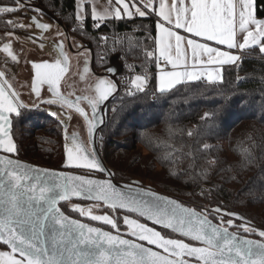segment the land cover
I'll list each match as a JSON object with an SVG mask.
<instances>
[{
	"label": "trees",
	"instance_id": "16d2710c",
	"mask_svg": "<svg viewBox=\"0 0 264 264\" xmlns=\"http://www.w3.org/2000/svg\"><path fill=\"white\" fill-rule=\"evenodd\" d=\"M255 2L257 17L264 18V0ZM36 3L57 18L77 43L91 48L96 72L102 73L116 59L119 61V90L107 104L105 123L98 132L101 155L114 178L137 182L191 203L200 211L207 207L210 211L206 214L214 222L242 236L264 239L259 234L264 231V79H260L264 76V55L255 49L254 55L252 49L244 51L239 64L224 67L218 83L186 82L159 92L152 75L148 91L131 94L127 91L124 64L151 74L156 69V14L96 23L87 11L86 19L79 23L75 19V0ZM9 6H17L16 1L7 0ZM10 19L12 14L8 12L4 31L22 34L21 27H11ZM118 33L126 36L120 45L102 44L101 35ZM250 75L256 78H247ZM115 91L113 84L111 93ZM152 94L154 102H150ZM50 109L58 108L43 105L36 110L24 109L13 119L15 156L46 167L67 169L63 122ZM91 204L73 201L60 207L68 216L103 228L104 224L81 214L80 207ZM96 205L97 212L114 220L119 229L128 230V219H133L164 239L201 246L135 215ZM228 215L239 216L250 227L241 230L243 222ZM0 249L7 248L0 245Z\"/></svg>",
	"mask_w": 264,
	"mask_h": 264
},
{
	"label": "water",
	"instance_id": "95a60500",
	"mask_svg": "<svg viewBox=\"0 0 264 264\" xmlns=\"http://www.w3.org/2000/svg\"><path fill=\"white\" fill-rule=\"evenodd\" d=\"M34 7L54 19L65 34L68 49L73 52L67 29L50 13ZM38 22V21H37ZM39 24V22H38ZM60 45L56 63L64 62ZM91 54V48L82 47ZM110 77L116 91L104 102L102 114L116 95L119 85L115 79L118 63L111 66ZM109 86V92L111 86ZM56 101L75 112L93 126L84 111L56 94L29 107L0 70V245L10 252H0V264H264V239L242 236L228 226L214 222L206 211H200L184 201L160 193L137 182H122L114 178L101 156L96 142L99 128L94 130L91 147L100 176L56 169L16 158V144L12 135L13 118L21 109H37L42 104ZM105 122V118H104ZM104 124V123H103ZM73 201L100 204L113 212L122 211L146 222L188 238L201 246L164 239L159 234L128 219L129 232H114L96 227L66 215L60 205ZM94 223L115 226L108 216L86 214ZM243 225L250 224L239 216ZM259 234L264 238V231ZM145 237L149 244L137 238ZM16 257V259H15Z\"/></svg>",
	"mask_w": 264,
	"mask_h": 264
},
{
	"label": "crops",
	"instance_id": "0c3cea01",
	"mask_svg": "<svg viewBox=\"0 0 264 264\" xmlns=\"http://www.w3.org/2000/svg\"><path fill=\"white\" fill-rule=\"evenodd\" d=\"M87 11L96 23L156 14L154 53L166 63L156 76L159 92L186 82H221L224 67L239 64L244 51L264 55V18L257 17L255 0H75L77 22Z\"/></svg>",
	"mask_w": 264,
	"mask_h": 264
},
{
	"label": "flooded vegetation",
	"instance_id": "af4514ba",
	"mask_svg": "<svg viewBox=\"0 0 264 264\" xmlns=\"http://www.w3.org/2000/svg\"><path fill=\"white\" fill-rule=\"evenodd\" d=\"M15 1L17 3V6L7 7V0L3 1V2H6V4H4L0 0V70L4 73L5 78L10 82L12 87L17 91L23 103H25L29 107H35L40 103V101L56 96V94H58L62 98L64 97L63 99H65L68 102L70 101L65 98V96L67 95H68L67 97L72 98L73 101L75 100V98H77L79 101H81V104H83V106L87 107V111L85 109L84 112L89 118V120L91 121L92 126H93V132L91 134L89 133V129H88L86 122L79 115L65 108L62 104L56 101L47 102L45 104H42L37 109H39L43 105H49V108L50 107L58 108L57 110L50 109L49 111L51 112V114L55 113V115L63 122L64 149L66 148L65 133L68 127H71L72 129H76L80 133L79 142L81 144L79 145V147H77L78 152L83 153L84 152L83 149L85 150L87 148L90 152L89 154L90 157H87V158L83 157V159L89 160V162H91L92 165L88 166L90 167L89 169L79 167V169L67 168L65 170L75 171V172L77 171L78 173H82V174H91V175L100 176V174L95 172V170L91 169L93 167L98 168V165H97V162H96V159H95L92 147H91V141L94 140V130L99 128L98 130L99 132L101 127L104 125L103 123H105L104 122L105 110H104V115H103L102 106L104 105V102L110 97L109 93L112 92V91L109 92L110 90L108 86L109 81H105L107 79L111 80V78L106 76V74L111 75L114 71L112 72L111 70L112 67L108 69L110 73H106V72L98 73L95 71V73L102 75L101 77H97L91 71V68H90V59H91L90 52L86 49H82V47H88V46H84V45H81L80 43H77L76 40L71 37L69 30L66 27H64L68 31L70 42L74 49V51L71 52L67 47L64 32L59 27V25L54 21V19L47 17L40 10L34 7L25 6L20 3V2L30 3L34 6L39 7V5H37L36 3V0H26V1L25 0H15ZM8 12L12 14V20L11 19L8 20L12 28H15L12 26L13 22H15L14 17L20 15L19 18L23 21H20V24H18V26L21 27L25 31V34L24 32L21 34V33H16V32H7V30L4 31V29H7V13ZM55 19L57 20V18ZM2 21L4 24H2ZM37 21L39 22V24ZM23 22L26 24H24ZM26 30L30 31L31 33L26 32ZM59 43L62 44L60 45V50H61V53H63L64 55V62L60 61L58 64V62L56 63L55 61H57L58 59L57 49L59 47ZM65 52L68 54L69 52H71L72 58L67 57L65 55ZM81 52L87 53V55L89 56V59L87 60V58L86 59L82 58L80 64L75 65L74 60H72L73 55H77ZM43 53H46V55H43ZM115 63L119 64V61L116 59ZM12 65L14 66L12 67ZM65 65H66V69H65L66 71H64L62 75H60ZM8 66H10L13 69L12 72L14 73L12 72L9 73ZM93 66H94V58H93ZM22 68L25 69V74L23 75V79L20 73L22 72L21 71ZM27 69L29 72V77L27 76V71H26ZM73 69H77L76 74H77V71L79 70L80 78L77 74L78 80L76 83H74L76 77H74L75 71H73ZM119 69H120V66H119ZM115 70L117 72L115 76V79H116L118 75V69H115ZM86 72L89 74L90 79L85 82L84 75H87ZM11 73L14 75L11 76ZM64 74L67 78L63 79ZM13 76H15L16 80L13 79ZM27 77H28V80H27L28 83H26ZM73 77H74V80H73ZM91 77L96 78V80ZM57 79L59 80L57 81ZM31 81L33 84L35 83L36 91L38 89L37 88L38 85L47 86L46 91L48 92L49 97L42 98L40 100H35L34 102H32L34 100V92H32L30 89ZM19 82L21 83L22 86H26V88L23 90L19 88V85H18ZM85 83H88L87 87L84 86ZM28 85H29V88H27ZM111 89H112V86H111ZM76 90L77 91L80 90L81 93H78ZM88 91L90 92V95L92 97L89 96ZM29 94H31L29 99H30V102L32 103L26 102L27 100L26 95L29 96ZM87 95L89 96L90 101L84 98V97H87ZM93 100H95V102H93ZM22 110L24 109H21V111ZM63 110H66L72 113L76 118L70 119L69 121L66 112H63ZM98 132H97L96 142L101 152V143L99 142V139H98ZM16 151H17V147H16ZM65 158H66V152H65ZM99 228H102V227H99ZM103 228H106L105 230L107 231L114 232L117 226L116 225L110 226L108 224H105ZM117 230L121 233L130 231V229L122 230L119 228H117ZM137 239L146 245L149 244V240H147V238L145 237H140ZM0 252H3L4 254H8L9 256H11L10 252L7 249L6 250L0 249Z\"/></svg>",
	"mask_w": 264,
	"mask_h": 264
},
{
	"label": "rangeland",
	"instance_id": "374dc122",
	"mask_svg": "<svg viewBox=\"0 0 264 264\" xmlns=\"http://www.w3.org/2000/svg\"><path fill=\"white\" fill-rule=\"evenodd\" d=\"M20 15H18V16H15L14 18H15V22H13V24H12V26L13 27H17L18 26V24H20V21H23V20H21L20 18ZM21 18H22V16H21ZM24 23V22H23ZM24 24H26V23H24ZM24 31V30H23ZM26 32H28V33H31L30 31H28V30H26ZM59 33H61V32H59ZM24 34H25V31H24ZM125 38H126V36H125ZM124 38V39H125ZM71 52H69V54L68 53H66L65 52V55L67 56V57H69V58H72L71 57ZM82 54V55H81ZM43 55H46V53H43ZM81 55V56H80ZM85 54H84V52L82 53H79V54H77V55H73V58H76V64H80V62H81V59L83 58V56H84ZM59 64V63H58ZM14 65H12V67H13ZM88 67V66H87ZM8 69H9V73L10 72H12L13 71V69L10 67V66H8ZM66 69V65H65V67L63 68V71L61 72V74L60 75H62V73L64 72V71H66L65 70ZM21 71L22 72H20L21 73V77H22V79H23V75L25 74V69L24 68H22L21 69ZM27 71V76L29 77V72H28V69L26 70ZM104 72H106V73H110V71L107 69V70H105ZM12 73H14V72H12ZM11 73V76L12 75H14V74H12ZM78 73V72H77ZM87 73V72H86ZM144 73V72H143ZM47 74V73H46ZM78 76H79V74H78ZM28 77H27V79H26V83H28ZM74 77H76L75 78V81H74V83H76L77 82V80H78V77H77V74L76 73H74ZM261 77V79H264V76H260ZM91 78H94V77H91ZM13 79H15L16 80V78H15V76H13ZM48 79V78H47ZM95 80H96V78H94ZM46 80V79H45ZM56 80V79H55ZM59 79H57V81H58ZM105 81H109V85L110 86H112L113 87V82H112V80H105ZM64 82V81H63ZM66 82H68V81H66ZM67 84V83H66ZM18 85H19V88H21L22 90L23 89H25L26 88V86H22L21 85V83L19 82L18 83ZM84 86H88V83H85V85ZM145 87H147L148 88V79L147 78H143V75H142V72H140V74L138 75V76H135L134 78H133V81H131V82H129L128 84H127V89H129V88H131L132 90H134V92L135 91H140V92H142V90H143V88H145ZM27 88H29V85L27 86ZM38 89H37V91L35 90L36 89V86H35V83L33 84L32 83V81H31V83H30V89H31V91L32 92H34V100L32 101V102H34L35 100H40V99H42V98H46V97H49V95H48V92L46 91V88H47V86H40V85H38V87H37ZM149 89H150V84H149ZM148 89V90H149ZM77 91V90H76ZM111 91H112V89H111ZM78 93H81L80 92V90H78L77 91ZM30 95L31 94H29V96H27L26 95V102L27 103H32V102H30V99H29V97H30ZM109 95V94H108ZM68 96V95H67ZM67 96H65V98L67 99V100H69L70 102H72L73 104H75L78 108H81L83 111H85V109H86V111H87V107L86 106H83V104H81V101H79L77 98H75V100L73 101V99L72 98H69V97H67ZM90 97H92L91 95H89ZM89 96L87 95V97H84V98H86L88 101H90V98H89ZM107 96V95H106ZM64 98V97H63ZM93 102H95V100H93ZM63 112H66V114H67V117H68V119H69V121H70V119H75L76 117L72 114V113H70V112H68V111H66V110H63ZM77 121H78V119H77ZM68 127V126H67ZM65 138H66V148H65V152H66V160H65V167H67V168H77V169H79V167H81V168H90V167H88L89 165L91 166L92 164H91V162H89V160H86V159H83V157L84 158H87V157H90L89 156V154H90V152H89V150H88V148L87 149H83V153H80V152H78V149H77V147H79V145L81 144L80 142H79V140H80V133L76 130V129H72L71 127H68V129H67V131H66V133H65ZM84 148V147H83ZM35 164H37V165H40L39 163H35ZM41 166H43V165H41ZM77 172V171H76ZM185 202V201H184ZM185 203H187V204H189L190 206H192V207H194V208H196L197 209V207H195V205H193V204H191V203H188V202H185ZM76 204L75 203H70V206H75ZM201 209V211H203V210H205V211H207V212H209L210 211V209L209 208H207V207H202V208H200ZM80 211H81V214L82 215H85V214H87V213H89V214H93V215H95V216H99L100 214L97 212L98 211V206L96 205V204H91V205H86V206H81L80 207ZM101 216V215H100ZM224 226V225H223ZM242 228H244V229H241V230H243V231H246V230H248L247 228L249 227L248 225H242L241 226Z\"/></svg>",
	"mask_w": 264,
	"mask_h": 264
},
{
	"label": "built area",
	"instance_id": "2783aa9c",
	"mask_svg": "<svg viewBox=\"0 0 264 264\" xmlns=\"http://www.w3.org/2000/svg\"><path fill=\"white\" fill-rule=\"evenodd\" d=\"M100 38H101L102 44H109L110 47H116L124 41L125 36L124 34L118 33L115 35H101ZM251 54L252 55L256 54V51L252 49ZM153 57L155 60L156 69L154 73L152 74L148 71H144V73L142 72L143 78L148 79V88L147 87L143 88L142 92L148 91L149 84L151 83L152 77L154 76V78L156 79L159 68L164 67L166 64L165 60L162 57L155 56L154 52H153ZM242 57H243V53H241L240 58L242 59ZM124 65L126 68L125 82L128 84L129 82L133 81V78L135 76H138L140 74V71L137 68H135L132 64H124ZM127 91L131 94L134 93V90H132L131 88L127 89ZM154 101H155V94H152L150 96V102H154Z\"/></svg>",
	"mask_w": 264,
	"mask_h": 264
}]
</instances>
